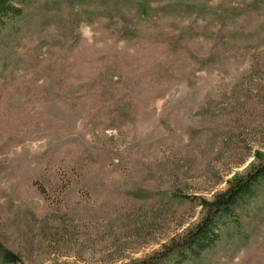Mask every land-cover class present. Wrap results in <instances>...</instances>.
<instances>
[{
  "label": "rangeland",
  "instance_id": "obj_1",
  "mask_svg": "<svg viewBox=\"0 0 264 264\" xmlns=\"http://www.w3.org/2000/svg\"><path fill=\"white\" fill-rule=\"evenodd\" d=\"M22 11L0 29V244L24 264L161 254L264 155V0ZM252 206L186 264H264Z\"/></svg>",
  "mask_w": 264,
  "mask_h": 264
},
{
  "label": "trees",
  "instance_id": "obj_2",
  "mask_svg": "<svg viewBox=\"0 0 264 264\" xmlns=\"http://www.w3.org/2000/svg\"><path fill=\"white\" fill-rule=\"evenodd\" d=\"M26 1L0 0V29L22 14V5ZM255 157V163L244 173L228 180L224 189L214 191L208 199L197 197L201 212L199 219L180 236L172 237L168 244H163L161 254L132 260L128 264H186L205 259L215 249V245L222 241L225 229L239 226L242 219L239 213L242 210L247 209L255 214L254 208L250 207H253L252 204L257 202L264 191V155L255 153ZM256 208L259 213L261 208ZM0 262L24 264L17 253L1 244Z\"/></svg>",
  "mask_w": 264,
  "mask_h": 264
}]
</instances>
